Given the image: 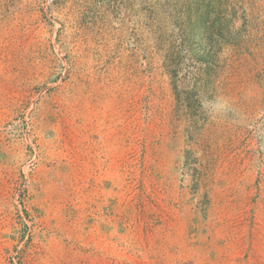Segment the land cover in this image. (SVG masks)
Listing matches in <instances>:
<instances>
[{"label":"rangeland","instance_id":"374dc122","mask_svg":"<svg viewBox=\"0 0 264 264\" xmlns=\"http://www.w3.org/2000/svg\"><path fill=\"white\" fill-rule=\"evenodd\" d=\"M0 264H264V0H0Z\"/></svg>","mask_w":264,"mask_h":264}]
</instances>
